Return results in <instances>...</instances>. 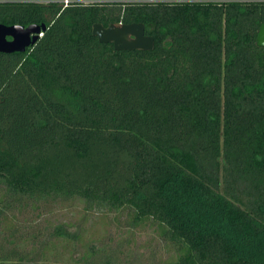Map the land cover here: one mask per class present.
<instances>
[{
    "label": "trees",
    "instance_id": "1",
    "mask_svg": "<svg viewBox=\"0 0 264 264\" xmlns=\"http://www.w3.org/2000/svg\"><path fill=\"white\" fill-rule=\"evenodd\" d=\"M133 22L152 49L91 33ZM263 22L264 1L0 0V23L45 27L0 52V264L60 241L84 246L74 264H264ZM74 200L119 213L126 238L48 222ZM143 225L165 255L123 259Z\"/></svg>",
    "mask_w": 264,
    "mask_h": 264
},
{
    "label": "rangeland",
    "instance_id": "2",
    "mask_svg": "<svg viewBox=\"0 0 264 264\" xmlns=\"http://www.w3.org/2000/svg\"><path fill=\"white\" fill-rule=\"evenodd\" d=\"M63 206V208H57L52 213L46 215L48 222L54 225L58 223L71 224L69 225V230H78L83 243L86 242V237L91 230L98 231L97 236L100 237V241L95 240L94 242L97 246H102L103 244L109 245V241L110 245H115L116 241L126 238V235L122 232L125 226H123L122 229L120 228V220H118L119 213H108L103 217L101 211L97 209H90L87 211L84 204L79 200L66 202ZM112 220L114 221L112 222ZM79 227L81 230L86 229L85 233H82ZM151 232H154V230L144 225L134 228L132 234L129 235L131 239L128 241L129 243L120 247V250L123 252L117 251L120 257L129 261V257L131 258L130 255L132 253V255L139 254V256L143 257V260H149L147 256L149 250H155L158 254L164 256L165 253L163 248L158 246V242L156 245L152 243L148 244ZM112 237L115 238L116 241H114ZM63 244L66 246L64 250L62 249ZM73 246L74 245L67 244L66 241H60L58 244L56 243V246L47 254V260L32 257L34 260L33 262L34 264H74V253H83L84 246L82 247V244L79 242L77 249L73 248ZM76 257L77 255H74V258ZM33 262L27 264H32Z\"/></svg>",
    "mask_w": 264,
    "mask_h": 264
},
{
    "label": "water",
    "instance_id": "3",
    "mask_svg": "<svg viewBox=\"0 0 264 264\" xmlns=\"http://www.w3.org/2000/svg\"><path fill=\"white\" fill-rule=\"evenodd\" d=\"M44 25L0 23V52L23 51L27 46L35 42L44 30ZM92 35L99 42H110L116 50H149L153 48L154 38L145 33L142 23H110L103 26L94 23L91 29ZM256 43L264 46V22L259 26Z\"/></svg>",
    "mask_w": 264,
    "mask_h": 264
},
{
    "label": "built area",
    "instance_id": "4",
    "mask_svg": "<svg viewBox=\"0 0 264 264\" xmlns=\"http://www.w3.org/2000/svg\"><path fill=\"white\" fill-rule=\"evenodd\" d=\"M49 1V0H45ZM54 2H58L62 6H67L70 4H100V3H118V2H123L127 0H51ZM143 1H149L153 2L156 0H143ZM244 1H264V0H244Z\"/></svg>",
    "mask_w": 264,
    "mask_h": 264
}]
</instances>
